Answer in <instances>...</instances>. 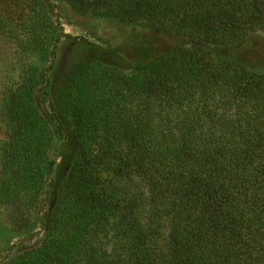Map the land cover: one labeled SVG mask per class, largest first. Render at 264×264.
Listing matches in <instances>:
<instances>
[{"label":"trees","instance_id":"trees-1","mask_svg":"<svg viewBox=\"0 0 264 264\" xmlns=\"http://www.w3.org/2000/svg\"><path fill=\"white\" fill-rule=\"evenodd\" d=\"M56 1L0 0V34L34 59L8 96L0 245L44 232L0 264H264V74L231 53L264 33V0ZM63 8L172 44L74 37Z\"/></svg>","mask_w":264,"mask_h":264},{"label":"rangeland","instance_id":"rangeland-1","mask_svg":"<svg viewBox=\"0 0 264 264\" xmlns=\"http://www.w3.org/2000/svg\"><path fill=\"white\" fill-rule=\"evenodd\" d=\"M48 3L60 5L56 0H46ZM56 7V6H55ZM59 15L62 28L66 34L74 37L86 38L93 42L101 40L120 44L124 40H130L137 35H147L153 39L150 55H156L165 51L172 44L169 37H165L156 31H145L139 28L122 26L119 24L107 23L87 19L75 15L69 9L56 10ZM16 39L10 40L0 34V148L6 143L12 133L13 125L6 117V109L9 93L18 85L20 77L24 74L26 65L34 62V59L24 54L22 47L18 46ZM236 60L249 68L264 74V33L258 32L250 35L246 45L243 48L231 51ZM40 111L48 120V110L40 103ZM60 141L57 139L51 144L49 157L54 161L51 178L60 180L65 178L70 170L71 157L69 154L61 153ZM1 161V160H0ZM2 167L0 162V181L2 178ZM9 221L4 215L0 206V233L8 230ZM37 228V227H36ZM44 237L42 230L33 240L27 241L17 236H9L3 246L10 247L13 244L12 255H19L38 247ZM1 246V245H0ZM1 246V249L5 247Z\"/></svg>","mask_w":264,"mask_h":264}]
</instances>
